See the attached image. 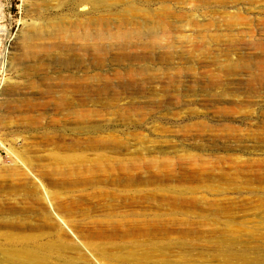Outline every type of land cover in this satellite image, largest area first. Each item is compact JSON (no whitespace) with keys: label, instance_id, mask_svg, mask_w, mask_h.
Masks as SVG:
<instances>
[{"label":"rangeland","instance_id":"374dc122","mask_svg":"<svg viewBox=\"0 0 264 264\" xmlns=\"http://www.w3.org/2000/svg\"><path fill=\"white\" fill-rule=\"evenodd\" d=\"M77 1L0 0V264H264V0Z\"/></svg>","mask_w":264,"mask_h":264},{"label":"bare ground","instance_id":"6f19581e","mask_svg":"<svg viewBox=\"0 0 264 264\" xmlns=\"http://www.w3.org/2000/svg\"><path fill=\"white\" fill-rule=\"evenodd\" d=\"M85 1H87V0H81V2L79 3V4H82V3H84ZM76 2H79V1H77V0H75V2L74 3H76ZM78 4V3H77ZM86 5V4H85ZM101 21V19L100 18H97L95 21H94V23H96V24H99V22ZM97 29H99L98 27H97ZM85 37L86 38H88V39H92V38H96L97 40H100L101 41V39H103V36H102V34H101V31L99 32V31H97V34L95 35V36H92L90 33H89V31H87V33H86V35H85ZM255 46H258V47H260V48H262V51L261 52H263L264 53V44L263 43H255ZM91 50H95V51H98V52H101L102 50L101 49H91ZM94 51V52H95ZM6 53H8V52H6ZM9 62V61H8ZM12 65V64H11ZM92 84H91V82H89V83H85L82 87H79V90L80 91H84V92H86V91H89L90 89H92ZM95 87V86H94ZM103 87H104V85H103V83L102 84H100L99 86H97L96 88L97 89H99V90H101V89H103ZM27 253V255L25 256V257H30V258H33L35 255L34 254H32V253H30V252H26Z\"/></svg>","mask_w":264,"mask_h":264}]
</instances>
